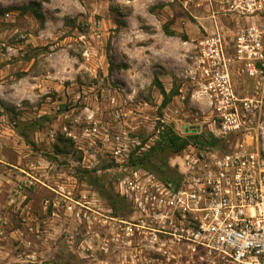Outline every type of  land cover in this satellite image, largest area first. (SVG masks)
<instances>
[{"label": "rangeland", "instance_id": "rangeland-1", "mask_svg": "<svg viewBox=\"0 0 264 264\" xmlns=\"http://www.w3.org/2000/svg\"><path fill=\"white\" fill-rule=\"evenodd\" d=\"M33 1L42 23L18 11ZM204 13L181 0H0V264H155L128 244L126 223L141 215L109 199L164 128L205 133L206 100L191 99L195 42L163 31L199 28ZM158 84L175 95L165 107ZM177 154L151 153L139 168L173 176ZM11 188L25 197L19 210Z\"/></svg>", "mask_w": 264, "mask_h": 264}, {"label": "built area", "instance_id": "built-area-1", "mask_svg": "<svg viewBox=\"0 0 264 264\" xmlns=\"http://www.w3.org/2000/svg\"><path fill=\"white\" fill-rule=\"evenodd\" d=\"M181 4L205 11L213 26L212 34L195 41L189 73L200 87L191 99L207 103V129L187 127L192 139L175 155L173 176L159 179L132 167L119 182L118 194L141 215L126 223L128 244L155 264H181L184 256L183 264H264V149L258 147L264 134V0ZM189 113L196 118L203 109ZM147 219L161 233L160 256L136 245L147 241L141 243L146 236L134 225Z\"/></svg>", "mask_w": 264, "mask_h": 264}, {"label": "trees", "instance_id": "trees-1", "mask_svg": "<svg viewBox=\"0 0 264 264\" xmlns=\"http://www.w3.org/2000/svg\"><path fill=\"white\" fill-rule=\"evenodd\" d=\"M18 11L22 14H31L35 19H37L40 23H42L44 21V17L41 11V5L37 2H30L28 5L23 6L21 8L18 9ZM164 33L168 36H171L173 33L167 32V28L164 27ZM158 90L160 92V94L164 97V98H168V100H163L162 102V106L165 107L169 101L170 98L174 97L175 95H167L164 91L163 88L160 84L157 85ZM192 139V137H187V138H181L177 135H175L169 128H164V130L161 132L160 136H159V141L152 146L151 148H149L147 153L142 154L140 157H138L137 159H133V157L131 159H129V166L132 167H143L144 168V163L145 160H147V158L149 157V155L151 153L154 152H164V151H170L171 153L175 154V153H180L182 150H184L186 148V146L189 144V141ZM58 142L62 141L61 136L58 137L57 139ZM157 150V151H156ZM175 174V172H174ZM171 177V176H169ZM110 200V206L113 207L116 205L117 207H126L127 209H129V204L125 203V200L122 198H119L117 195L113 194V198L109 199ZM113 205H112V204Z\"/></svg>", "mask_w": 264, "mask_h": 264}, {"label": "crops", "instance_id": "crops-1", "mask_svg": "<svg viewBox=\"0 0 264 264\" xmlns=\"http://www.w3.org/2000/svg\"><path fill=\"white\" fill-rule=\"evenodd\" d=\"M135 1H137V0H135ZM142 2H150V1H154V0H141ZM168 1H170V0H163V3H167ZM149 4H151V3H149ZM205 12V11H204ZM195 13V12H194ZM203 19L204 20H202L203 22H204V24L205 25H200V27L198 28L197 26L195 27V28H184V29H181V28H179V29H177V28H172V31H170V32H172L173 33V36L172 37H169V39H171V40H176V41H181L180 40V35H178L179 33H181V34H185L186 36H187V41L186 42H184L183 44H187V45H189V44H191L192 42H195V41H197V40H199V39H201L204 35H210V34H212V32H213V26H212V23H211V21H210V19L208 18V15L206 14V12L203 14ZM194 19H198L196 16H194ZM177 24V23H176ZM164 31V30H163ZM34 181L37 183L38 182V180L37 179H34ZM43 186H45V185H43ZM46 187V186H45ZM14 191V197L16 196V200H14V204H13V206L15 207L14 209H16V208H18V210H19V208L21 207V202H22V198H25V197H23V196H21V192H19V191H16L15 189H13V188H11L10 189V191L9 192H13ZM21 191V190H20ZM40 191H44L41 187H39V186H34L33 187V190H32V194H38V193H40ZM45 192V191H44ZM15 199V198H14ZM11 202H13V200L12 201H6V204H5V206L9 203V207H8V205H7V207H5L6 208V216H7V214H8V212L10 211H12V209L10 210V206H11ZM32 205V201L30 200V202H28L27 204H26V206L28 207L29 205ZM13 209V210H14ZM24 209H22L21 211H22V214H23V211ZM42 212H43V209H42ZM44 213V212H43ZM45 214V213H44ZM25 220L27 221V222H30V221H33V222H36L38 219L35 217V216H31V217H27V218H25Z\"/></svg>", "mask_w": 264, "mask_h": 264}, {"label": "flooded vegetation", "instance_id": "flooded-vegetation-1", "mask_svg": "<svg viewBox=\"0 0 264 264\" xmlns=\"http://www.w3.org/2000/svg\"><path fill=\"white\" fill-rule=\"evenodd\" d=\"M152 226L153 224L150 219H147L143 223V225H134V227L136 228L134 230L135 232L142 233L146 236L140 239L141 243L147 241L145 245L144 244L139 245V243H136V245L138 247H145L152 250V252L148 254L150 256H160L159 250L160 248H162V243H160L162 241V238L160 237L162 236L160 235L161 234L160 231H156L152 229ZM140 230H142V232ZM134 238L136 239V235H134Z\"/></svg>", "mask_w": 264, "mask_h": 264}]
</instances>
